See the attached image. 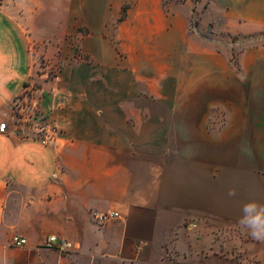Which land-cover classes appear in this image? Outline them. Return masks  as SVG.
I'll list each match as a JSON object with an SVG mask.
<instances>
[{
	"label": "crops",
	"instance_id": "obj_1",
	"mask_svg": "<svg viewBox=\"0 0 264 264\" xmlns=\"http://www.w3.org/2000/svg\"><path fill=\"white\" fill-rule=\"evenodd\" d=\"M73 41L93 66L66 63ZM28 82L50 85L45 144L13 126ZM0 115V264H264L239 224L264 203V0H0Z\"/></svg>",
	"mask_w": 264,
	"mask_h": 264
},
{
	"label": "built area",
	"instance_id": "obj_2",
	"mask_svg": "<svg viewBox=\"0 0 264 264\" xmlns=\"http://www.w3.org/2000/svg\"><path fill=\"white\" fill-rule=\"evenodd\" d=\"M63 69L62 63H50L49 64V73L53 76V78H58L59 73ZM39 92L42 95V90L40 88L34 87V84L28 82L25 86L24 92L16 98L11 106L12 110V119H13V126L16 129L25 128L31 131H41L45 133L46 139L42 141L43 144L46 141L51 139V129L50 128V119H48L47 124L40 125L36 121L37 113V102L34 99L33 95ZM30 96V100H29ZM29 100V101H28ZM33 120V123L30 121ZM9 129L8 122L2 118L0 115V134H4ZM90 218L98 225H104L111 221L121 220L122 215L117 211H105V212H98V211H91ZM187 225L191 228L195 229L197 227V221L194 219H188ZM12 245L15 247H22L26 244V240L19 236H13L11 238ZM142 244V243H141ZM42 247L45 249H57L63 252H69L72 250L78 249V246L72 242L67 240L61 239L56 236H49L45 239L42 244Z\"/></svg>",
	"mask_w": 264,
	"mask_h": 264
},
{
	"label": "rangeland",
	"instance_id": "obj_3",
	"mask_svg": "<svg viewBox=\"0 0 264 264\" xmlns=\"http://www.w3.org/2000/svg\"><path fill=\"white\" fill-rule=\"evenodd\" d=\"M171 1H174V0H170V1H167L165 2V6L168 5ZM176 2H182V0H175ZM193 0H191L192 2ZM190 13H192V8L190 10ZM197 24V22L194 20V17H193V14H192V20H191V27H190V30L192 33H194V26ZM202 37H205L206 40L208 41H212V42H219L220 44H218V47H223L225 48L226 46H229V48H231L233 51V55H235V52L236 50H239V48L242 47V45H248V44H253L255 43L256 41L254 40L255 36L254 35H249V36H234L233 38H227L226 34L224 31L222 30H219V29H213V28H210V27H206L203 31V33L201 34ZM232 39V40H231ZM231 41H238V43H235L233 45H227L229 44ZM227 43V44H226ZM66 63L68 65H73V64H76L78 62H83V61H86L90 66H93V60H90L89 58H84L83 54L81 53L80 51V47H79V43L73 41L69 47V56L67 57L66 59ZM45 63V62H43ZM66 64V65H67ZM64 65V64H63ZM65 68V66H64ZM49 70V68H48ZM141 71V74H143V76H145L146 74V70L145 69H140ZM43 72H45L43 70ZM49 72V71H48ZM161 73V71L159 72ZM176 73H177V68H171V73H170V76H168V78H175L176 77ZM51 74L48 73L47 75V79H46V82H54L51 78H50ZM53 78V76H52ZM158 78H161V76H156L155 77V81L156 79ZM34 84V87H37V88H40V89H44V93H42V95L44 94V98L45 100L43 101L44 103H42V95L39 94V92L35 93L33 96L34 99H36V102H37V113L38 115L36 116V122L39 123L40 125H43V124H47L48 123V119H50L49 117V113L47 111V107H49L48 105V100H47V96L45 97L46 93L49 91V86H45L43 83H40V82H31ZM58 87V86H57ZM50 92V91H49ZM49 94V93H47ZM146 96V95H145ZM147 98V97H146ZM30 96H29V100H30ZM28 100V101H29ZM150 103L153 105L154 108H159L161 107L160 103H157L155 101H145V100H141L139 99V103L141 104H144V103ZM44 104V106L42 105ZM44 107V108H43ZM30 123H33V120L30 121ZM225 233L224 230H218L217 231V236H222L223 234Z\"/></svg>",
	"mask_w": 264,
	"mask_h": 264
},
{
	"label": "clouds",
	"instance_id": "obj_4",
	"mask_svg": "<svg viewBox=\"0 0 264 264\" xmlns=\"http://www.w3.org/2000/svg\"><path fill=\"white\" fill-rule=\"evenodd\" d=\"M235 190H229L228 196H235ZM242 215L239 218L241 227L248 231L249 235L258 241L264 242V203L250 200L243 204Z\"/></svg>",
	"mask_w": 264,
	"mask_h": 264
},
{
	"label": "trees",
	"instance_id": "obj_5",
	"mask_svg": "<svg viewBox=\"0 0 264 264\" xmlns=\"http://www.w3.org/2000/svg\"><path fill=\"white\" fill-rule=\"evenodd\" d=\"M167 1H170V0H164V4H165V2H167Z\"/></svg>",
	"mask_w": 264,
	"mask_h": 264
}]
</instances>
